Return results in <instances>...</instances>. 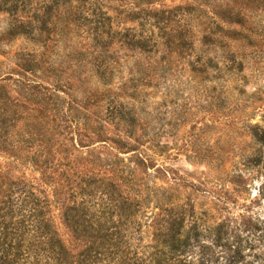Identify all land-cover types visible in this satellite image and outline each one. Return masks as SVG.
Listing matches in <instances>:
<instances>
[{"label": "trees", "instance_id": "trees-1", "mask_svg": "<svg viewBox=\"0 0 264 264\" xmlns=\"http://www.w3.org/2000/svg\"><path fill=\"white\" fill-rule=\"evenodd\" d=\"M155 1L121 10L136 25L111 32L98 27L101 0H51L39 9L31 0H0L8 15L0 40L37 39L44 32L45 46L57 26L47 23L64 4L72 26L94 16L99 47L116 40L118 49L132 52L134 62L116 58V69L128 66L129 78L117 88H129L125 96L134 101L182 61L197 74L216 68L207 47L216 31H233L216 23V8L222 7L217 0L158 6ZM221 14L240 21L239 10ZM14 57L12 72L0 74V264H218L203 239L213 236L218 244L220 225L209 224L190 196L181 198L186 178L156 162L167 147L157 132L148 135L132 109L110 98L108 121H102L96 108L106 91L82 89L79 76L74 86L63 76L69 66L43 52L19 51ZM87 62L107 79L112 62ZM26 166L30 173L18 171ZM160 178L173 185L157 184ZM222 259L237 264L241 255L235 250Z\"/></svg>", "mask_w": 264, "mask_h": 264}, {"label": "rangeland", "instance_id": "rangeland-1", "mask_svg": "<svg viewBox=\"0 0 264 264\" xmlns=\"http://www.w3.org/2000/svg\"><path fill=\"white\" fill-rule=\"evenodd\" d=\"M31 1V6L39 9L51 0ZM101 1L103 19L98 27L105 26L103 30L111 32L132 29L135 21L119 12L134 8L139 1L144 3V0ZM192 1L158 0L155 5ZM217 1L222 7L216 8L220 15L216 16V23L233 31L226 35L216 31L212 37L215 42L207 47L210 48L207 55L216 68L209 69L207 74H197L187 61H182L172 68L171 74L166 70L164 78H155V83L134 101L125 96L130 93L129 88H117L119 82L129 78L128 66L116 69V58L125 59L128 64L134 62L129 57L132 52L118 49L116 40L99 47L93 38L94 16L89 15L79 20L78 26H72L67 19V4L61 5L58 16H51V23H47L52 27L55 21L57 26L49 33L45 46L44 32L37 39L23 35L10 42L0 40V74L4 76L16 67L17 52H43L53 63L69 66L63 76L72 80L74 86L79 84L76 80L79 76L85 80L82 89L99 87L106 91L96 108L102 121H108V98L115 105L116 100L121 103V108L132 109L140 122L145 123L148 135L157 132V140L167 145L163 155L154 157L156 162L174 168L189 182L181 188V198L190 196L196 211L202 212L209 224L220 225L218 244H214L213 236L203 239L204 244L211 246L212 255L218 257V264H223L222 258H228L235 250L241 255L237 264H260L264 259V0ZM224 9L230 15L239 10L240 21L224 19L221 14ZM7 22L8 15L0 10V32ZM94 58L112 62L108 64L107 79L100 76L93 63L87 62ZM176 119L179 126L171 129L169 124ZM30 170L27 166L18 169L25 173ZM156 183L166 187L172 184L161 178ZM150 213L149 208L146 215ZM145 230L143 225L142 232Z\"/></svg>", "mask_w": 264, "mask_h": 264}]
</instances>
